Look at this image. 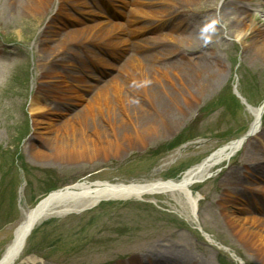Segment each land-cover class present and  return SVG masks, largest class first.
Wrapping results in <instances>:
<instances>
[{
    "label": "rangeland",
    "instance_id": "rangeland-1",
    "mask_svg": "<svg viewBox=\"0 0 264 264\" xmlns=\"http://www.w3.org/2000/svg\"><path fill=\"white\" fill-rule=\"evenodd\" d=\"M205 1L213 9L194 13L197 23L191 21L193 13L181 11L187 15V22H182L188 23L186 27L204 47L195 49L194 54L204 51L207 58H217L221 71L212 81L185 89L171 71H157L156 64L147 59L158 50L151 47L153 40L148 39L144 48L138 46L148 37L172 43L176 37L169 30L173 19L161 32L153 30L140 38L129 36L128 31L122 33L119 46L126 53L118 58H108V47L93 46L91 40L83 38L79 40L90 44V57H94L85 58L84 54L77 64L70 62V55L79 58L83 53L76 54V47L70 46V51L56 52L48 62L49 56L45 59L44 54H50V40L55 32L63 31L58 28L61 25L64 31L73 30L75 36L80 28L90 29L97 22L106 27L114 23L96 14L88 16L89 6L79 8L84 16L77 23L58 18L57 0H52L41 18L28 16L19 6L13 8L8 0H0V257L22 219L20 208L31 209L52 190L84 179L112 183L176 179L212 151L247 132L253 120L249 108L259 106L264 98V58L254 50L251 37L241 44L225 30L228 19L219 15L223 0ZM238 5L246 10L248 19L264 29V0H246ZM129 11L124 13L125 19L123 15L117 18L122 25ZM59 41L57 38L54 43ZM133 55L144 75L128 85L127 77L119 72ZM63 58L67 67L60 77L48 75L50 69L60 70ZM114 77L121 85L124 102H141L143 107L149 101L142 89L151 83L173 86L184 95H178L177 107L171 105L170 115L162 121L159 118L157 127L142 142L134 140L128 146L108 148V153H99L90 161L35 159L36 150L48 154L52 147L43 139L42 128L49 122L62 126L70 115L82 113L101 88L109 96ZM35 97L44 109L38 117L29 112ZM130 105L124 103L117 113H128ZM107 120L112 119L95 118L83 126L88 130L83 129L82 135L93 137L97 133L94 128L111 129ZM116 128L112 127L114 131ZM258 136L248 138L229 161L215 166L203 182L190 187L198 199L194 218L185 197L178 193L103 201L37 225L26 239L22 257L35 259L26 264H131L135 256L140 264L158 263L154 257L144 258L149 253L166 257L169 264H264L258 252H264V114ZM226 177L231 181L228 184Z\"/></svg>",
    "mask_w": 264,
    "mask_h": 264
},
{
    "label": "bare ground",
    "instance_id": "bare-ground-1",
    "mask_svg": "<svg viewBox=\"0 0 264 264\" xmlns=\"http://www.w3.org/2000/svg\"><path fill=\"white\" fill-rule=\"evenodd\" d=\"M86 1L88 0H57V9L60 13L58 18L62 21L68 20L77 22L79 18L69 13L65 5L73 6L75 10L81 12L78 8L86 6L91 7ZM109 1L113 3L116 1L120 2L122 5L130 6L127 25L124 26L120 23H115L110 27H106V24L97 22L90 29L80 31L82 29L80 28L75 33V36L73 35V30L64 31L66 28L61 25L58 28L63 31L55 32V38L53 37V39L50 40V42L53 43H50L51 46L49 47L50 54H48V62L53 61L51 56L55 55L56 52L70 51V46L76 47V54H79L80 51L83 52L79 54V58L72 55L69 56L68 60L75 64L81 61L79 59H82L81 57L84 54L85 58L94 57H90L92 53L88 49V46L92 43H97L101 47L107 46L111 50L124 51L125 49L119 46V43L123 42V38L121 37L122 33L128 31L127 33H129V36L132 37V35L143 36L150 30L159 29V32H161L167 28L168 21L173 19V25H171L169 30L170 34H175L176 37H173L174 41H172V43H168L163 39H152L151 37L138 43V46H143V48L146 46L145 43H148V39L151 41L153 40L155 43L151 47H157L158 50L156 53L154 55L146 56L150 62L156 64L153 65L154 69L157 71H171L185 89H188L190 86L196 88L204 83H208L221 71L220 67L222 65L217 58H207L204 51H201L196 55L194 54V50L200 48L201 44H198L193 33L186 27V25L188 26V23L184 25L182 22V20L185 23L187 22V15L185 17L182 12L185 14L191 12L193 13L191 21L197 23L198 19L194 20V13H205L204 10L213 9V7L206 4V1ZM236 1L242 3L246 0ZM9 2L13 8L19 6L22 13L24 12L28 16L41 18L47 8L50 7L52 0H9ZM237 2L223 0L221 3L219 15L222 19H228L224 26L225 30L232 32L235 39L241 44H245V38L251 37L254 50L264 58V29L257 27L251 19H248V17L246 18V10L243 7H240ZM99 3L100 5H105L103 0H99ZM184 7L187 11H184ZM87 14L88 16H96L99 14V16H102L101 18H104L100 12L96 14L92 9L88 10ZM231 16L235 17L229 18ZM258 19L259 18H257V20ZM88 27L89 26H86L85 28ZM49 33L51 35L52 31L49 30ZM162 36L165 37L168 35L163 34ZM57 38H60L59 44L54 43L57 41ZM83 38L84 41L91 40V43L88 46L82 44L79 39L83 40ZM46 54L47 53L45 52V57ZM65 61L66 59L63 58L60 70L50 69L46 73L48 75H57L60 77L59 74L62 73L61 71L66 70L67 67ZM157 61H159V64H157ZM143 72L144 69L140 64V61L133 55L132 59L122 66L119 74H124V78L127 77L126 83L129 85V83L138 82L137 79H140ZM95 77L96 76H94V78ZM143 84L146 85L144 81ZM110 85L112 86L109 96L106 95L104 88H101L96 92L97 95L92 97L93 99L90 103L82 109V113L78 112L70 115V118L64 121L62 126L56 125L58 127H55L52 122L46 124V127L44 126V128H42V135H44L43 139L51 144L52 147L48 154L36 150L33 157L37 160L47 159L54 162L90 161L99 153H104L103 155H105V152L108 153V148H115V146L118 147L120 145L128 146L132 144L134 140L142 142L147 137V133L157 127L159 118V120L162 121L164 117L170 115L171 105L177 107L178 95H184L183 91L173 88V86L169 87L163 83L157 85L151 83L146 86V89H142L147 95V101H149L148 105L143 107L142 104H140L141 102L131 103L130 100L127 99L124 102L120 90L121 85L117 83L116 77L110 80ZM124 103L127 105L131 104L129 106V112L122 113L119 111L117 113V109H121L124 106ZM43 110L39 97L33 98L29 112L38 117ZM121 110H123V108ZM251 113L253 120L250 124L249 130L243 137L231 140L212 151L200 163L186 169L176 179H156L152 181H132L128 183L82 180L70 186L52 191L45 197L41 198L31 209L21 208L22 219L14 230L11 242L2 253L0 264H16L18 262L26 264L34 262L35 259L32 256L22 257V251L26 239L37 225L49 218L62 217L74 212H81L90 209L103 201H126L129 199H142L144 196L178 193L185 197L189 206L190 214L192 218H194L196 214L195 209L197 208V199L190 193V187L195 183L203 182L209 176V171L215 166L229 161L239 150H241L243 144H245L248 138L258 136L259 121L264 113V99L258 107L251 110ZM98 117H104L105 119L111 118L112 120H107L111 129H101L97 131L95 128H92L93 131L97 133L93 137L85 138L82 134L84 133V130H88V128L86 129L83 126L92 123L94 119H97ZM78 118H82V120H78ZM115 122H117V124L113 125ZM74 125H76V127H74ZM111 126L113 128L118 127L116 128V131H114ZM258 138L260 139L259 136ZM229 180L230 178L226 177L225 182L228 184V182H231ZM251 222L255 221L251 220ZM239 235L241 236L242 233L239 232ZM209 241L211 240L209 239ZM258 252L264 257V252L261 250ZM149 256L154 257L152 259H154L155 262H158L156 264L170 263V261L164 256L156 257L149 253L144 258L148 259ZM138 258V256L133 257L131 264H140L137 261ZM148 262L151 263L150 261Z\"/></svg>",
    "mask_w": 264,
    "mask_h": 264
}]
</instances>
